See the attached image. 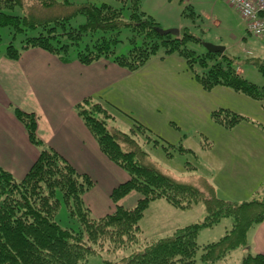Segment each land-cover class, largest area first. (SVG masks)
<instances>
[{"label": "trees", "instance_id": "16d2710c", "mask_svg": "<svg viewBox=\"0 0 264 264\" xmlns=\"http://www.w3.org/2000/svg\"><path fill=\"white\" fill-rule=\"evenodd\" d=\"M38 1L46 9L59 4L71 11L63 17L38 20L24 12L21 15L7 13L15 7L23 11L22 0H0V28H10L14 35L37 31L36 36L25 37L19 48L10 42L4 53L7 59L16 61L23 50L41 49L63 63L76 60L90 65L107 59L122 69L135 72L161 50L164 56H181L204 90L224 86L254 100H264V86H257L238 74L235 59L225 51L213 54L204 50L196 54L186 44L199 40L184 30L179 37L159 35L157 30L161 27L140 11V0H128L129 22L124 21L122 8L104 3L96 6L76 5L69 0ZM124 1L121 2L124 4ZM77 16H83L85 21L73 27L69 23ZM124 29L131 33L130 48L127 53L116 55L115 47L121 42L119 35ZM70 50L75 51L72 58ZM255 66L264 76V62ZM90 102L85 99L76 105L78 116L100 152L128 176L109 195L113 210L100 217L91 214L84 195L93 188L94 181L76 171L38 139L34 115L14 109L15 117L24 125L39 155L21 180H15L0 167V264H82L102 251L127 252L121 256L116 254L119 259L102 264H196L198 233L226 218L231 220V228L217 242L203 246L200 260L204 264H229L234 254L237 264H264L263 255L248 252L247 242L248 231L264 220V187L250 201L231 203L217 198L213 187L206 182L207 192L164 174L152 165H143L140 157L144 152L140 150V153L135 140L125 133L109 131L105 120L113 116L94 103L95 111L103 115L100 119L94 117L91 110L86 109ZM213 114L225 127H233L244 119L227 109ZM132 143V150L124 151L121 147ZM186 152L189 150L182 147L178 150L180 154ZM131 192L138 193L141 199L129 209L119 206L118 202ZM58 193L69 217L79 223V230L62 228L56 222L61 205ZM158 200L178 210L201 204L206 215L202 221L177 228L169 236L147 239L142 237L140 221L150 204Z\"/></svg>", "mask_w": 264, "mask_h": 264}, {"label": "rangeland", "instance_id": "374dc122", "mask_svg": "<svg viewBox=\"0 0 264 264\" xmlns=\"http://www.w3.org/2000/svg\"><path fill=\"white\" fill-rule=\"evenodd\" d=\"M121 1L123 0H69L76 5L87 3L99 6L104 3L114 8H122L124 21L129 22L130 4L128 0H125L124 4ZM194 1L195 3L183 4L179 0H173L172 4L167 6L165 0H140L139 8L155 22L157 17L158 20H166L173 25L167 27L157 22L161 29H178L180 33L184 30L196 37L199 42L186 44L187 48L195 51L196 54L204 52L202 43L224 47L226 54L235 59L238 74L257 86H264V76L255 66L264 62V40L248 34L237 10L224 1ZM38 2V0H22L23 11L15 7L7 13L21 15L24 12L27 16L38 20H49L66 16L71 11L69 7L59 4L46 9ZM175 7H179L180 10L176 11ZM84 21L83 16H77L71 19L69 24L78 27ZM13 35L14 32L10 28H0V55L5 53L10 42L19 48L20 42L25 37L36 36L37 31L28 30L23 34L20 32ZM129 37H131L129 30H121L119 35L121 42L115 47L116 55L127 53L130 48ZM69 54L72 58L75 56V51L70 50ZM94 103L100 104L115 117L113 120H105L109 131L125 133L135 140L139 151L144 152L140 157L141 164L152 165L164 174L191 183L207 192L205 181L202 179L194 181L193 171L190 169L197 167L199 172L210 176L212 182L220 187L214 189L217 198L228 196L236 198L237 203L244 202L242 194L248 192V188H232L229 183H222L218 177H225L234 166L247 167V162H243L242 158H233L225 151L244 136H264V100H254L224 86L204 90L181 56L177 54L164 56L162 51L158 50L142 68L133 73V77L121 83L119 88L109 93L106 99L102 102L91 101L86 106L94 117L100 119L103 115L95 111ZM219 109H227L244 119L233 127H225L213 116V113ZM257 139L261 140L259 137ZM133 146V143L121 145L124 151L132 150ZM181 147L194 154L178 153ZM202 148L209 149L214 157L221 155L224 160L223 166L217 167L210 163L211 156L206 157L207 152H201ZM115 169L107 168L102 179L112 181L117 178L120 181L121 177L117 171L121 172V170L117 167ZM102 179L98 181L101 186L98 185L84 195L85 203L88 207L90 204L91 214L95 217L109 212ZM57 197L61 205L56 215V222L62 228L79 230V223L69 217L60 193ZM200 213L201 217H199ZM204 217V207L201 204L188 210L172 209L171 206L160 209L156 204L151 205L140 221L142 237L163 238L172 234L175 223L183 227L200 222ZM216 225L203 228L198 233L196 242L199 250L196 264H204L200 260L203 246L217 242L231 228L229 219H223L219 226ZM116 254L121 256L127 252L102 251L98 255L88 257V260L82 264H102L103 261L119 259ZM233 255L229 264H237Z\"/></svg>", "mask_w": 264, "mask_h": 264}, {"label": "crops", "instance_id": "0c3cea01", "mask_svg": "<svg viewBox=\"0 0 264 264\" xmlns=\"http://www.w3.org/2000/svg\"><path fill=\"white\" fill-rule=\"evenodd\" d=\"M165 1L167 6L173 2ZM179 2L195 3L194 0ZM175 9L180 10L179 7ZM169 18L173 19L171 16ZM156 21L167 27L172 25L166 20H158L157 17ZM135 72L122 69L107 59H100L90 65L80 64L76 60L63 63L57 56L41 49L23 50L16 61L7 59L4 53L0 55V167L15 180H21L39 155V149L29 141L24 125L14 115V109H19L34 115L36 135L45 146L60 154L76 171L88 175L94 181L92 189L101 186L98 181L104 177L106 169L116 170V166L100 152L75 107L85 99L102 102L121 83L133 77ZM114 118L113 116L112 120ZM257 137L264 141L263 135L244 136L225 151L233 158H242L243 162H247V167L234 166L225 177H218L222 183L227 182L232 188H248V192L242 194L244 202L250 201L246 199H253L264 187V142ZM203 151L207 152L206 157L211 156L210 163L217 167L223 166L221 155L214 157L207 148H202L201 152ZM190 152L189 150L187 153ZM192 171L195 182L202 179L213 189L219 187L212 182L210 176L199 172L197 167ZM117 172L121 177L120 181L117 178L112 181L102 179L106 189L107 213L113 210L109 199L111 191L128 179L124 171ZM139 199L138 193L131 192L118 205L129 209ZM220 199L237 203L233 197L223 196ZM155 204L160 209L169 206L164 200L155 201L150 206ZM178 225L175 223L172 230L181 227ZM247 242L249 253L264 256V220L248 231Z\"/></svg>", "mask_w": 264, "mask_h": 264}, {"label": "built area", "instance_id": "2783aa9c", "mask_svg": "<svg viewBox=\"0 0 264 264\" xmlns=\"http://www.w3.org/2000/svg\"><path fill=\"white\" fill-rule=\"evenodd\" d=\"M239 13L248 34L264 40V0H222Z\"/></svg>", "mask_w": 264, "mask_h": 264}, {"label": "water", "instance_id": "95a60500", "mask_svg": "<svg viewBox=\"0 0 264 264\" xmlns=\"http://www.w3.org/2000/svg\"><path fill=\"white\" fill-rule=\"evenodd\" d=\"M157 33L161 36L171 35L174 37H179L180 30L178 29H167V30L158 29ZM202 46L207 52L213 53V54H216V53L223 54L225 51V48L222 46H215V45L208 44V43H202Z\"/></svg>", "mask_w": 264, "mask_h": 264}]
</instances>
